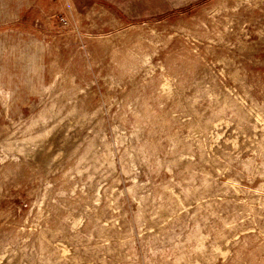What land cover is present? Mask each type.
I'll return each instance as SVG.
<instances>
[{"label": "rangeland", "instance_id": "obj_1", "mask_svg": "<svg viewBox=\"0 0 264 264\" xmlns=\"http://www.w3.org/2000/svg\"><path fill=\"white\" fill-rule=\"evenodd\" d=\"M0 264H264V0H0Z\"/></svg>", "mask_w": 264, "mask_h": 264}]
</instances>
